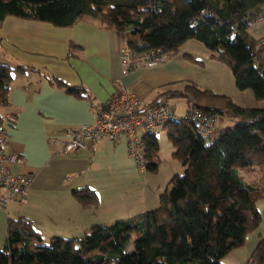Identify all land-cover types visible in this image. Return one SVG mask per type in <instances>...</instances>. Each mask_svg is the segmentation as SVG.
Returning a JSON list of instances; mask_svg holds the SVG:
<instances>
[{"label":"trees","instance_id":"obj_1","mask_svg":"<svg viewBox=\"0 0 264 264\" xmlns=\"http://www.w3.org/2000/svg\"><path fill=\"white\" fill-rule=\"evenodd\" d=\"M260 14L264 0H0V24L16 17L68 28L91 19L113 28L137 53L174 56L188 41L199 42L229 68L238 90L251 91L264 104V65L249 34ZM12 72L0 65L2 105L8 101ZM184 97L233 124L212 139L203 138L186 114L164 127L185 175L171 179L158 208L95 225L81 238L58 237L46 244L30 221L8 219L0 264H224L231 252L244 247L261 224L257 202L264 191L245 183L239 169H258L264 177V107H241L195 85L167 93L154 105ZM146 145V171L156 173L158 164L151 161L159 143L150 136ZM74 197L97 209L94 192L75 191ZM248 264H264V239Z\"/></svg>","mask_w":264,"mask_h":264},{"label":"crops","instance_id":"obj_2","mask_svg":"<svg viewBox=\"0 0 264 264\" xmlns=\"http://www.w3.org/2000/svg\"><path fill=\"white\" fill-rule=\"evenodd\" d=\"M249 34L257 45L258 62L264 65V19L250 26ZM190 42L168 63L123 77L120 52L125 41L113 28L91 19L68 28L16 17H7L0 24V65L13 69L8 101L0 104L8 139L6 151L22 158V164L12 168L15 174L34 178L24 197L12 202L8 210L0 209V245L8 219L30 221L46 244L58 237L81 238L95 225H109L108 218L114 214L124 212L129 218L158 205L162 194L154 179L158 175L137 167L126 138H102L70 154L51 142L62 139L70 128L94 125L93 108H103L120 88L138 97L143 107L191 85L228 96L241 107H264L251 91L237 89L225 65L214 60L201 43ZM207 69L216 70L224 82L217 75L208 81L200 78ZM179 99L187 102L185 113L187 104L196 101L193 97ZM223 121L224 126L233 122ZM156 131L148 135L140 131L139 136L155 137ZM246 175L242 176L244 182L255 186ZM85 189L96 194V210L84 207L74 197L75 191ZM249 236L244 251L229 254L231 263L248 264L264 239Z\"/></svg>","mask_w":264,"mask_h":264},{"label":"built area","instance_id":"obj_3","mask_svg":"<svg viewBox=\"0 0 264 264\" xmlns=\"http://www.w3.org/2000/svg\"><path fill=\"white\" fill-rule=\"evenodd\" d=\"M264 14H260L253 24L261 22ZM123 77L137 71L156 68L166 64L171 55L161 51L137 53L128 44L121 48ZM121 82H119V86ZM94 125H82L77 129L70 128L62 139L54 140L62 152L70 154L87 149L89 143L102 138L118 140L126 138L130 157L137 167L145 172L149 164L146 137L139 136L140 131L150 134L169 123L178 120L175 108L169 100L159 104L143 107L142 102L132 93L120 88L103 108H93ZM186 117L198 127L200 135L212 139L216 132L224 126L223 118L200 109L197 102L191 100L186 107ZM6 128L0 118V209L8 210L9 205L24 197L33 183L32 175L15 174L14 166L22 164V158L16 152L8 153Z\"/></svg>","mask_w":264,"mask_h":264},{"label":"rangeland","instance_id":"obj_4","mask_svg":"<svg viewBox=\"0 0 264 264\" xmlns=\"http://www.w3.org/2000/svg\"><path fill=\"white\" fill-rule=\"evenodd\" d=\"M188 42L191 43L190 41H188ZM193 43H198V42H193ZM188 45H190V44H186L187 47H188ZM182 49H184V48H181V50ZM170 59H171V57H170ZM170 59H169V61H170ZM198 67H200V65H198ZM225 69H227L228 73H230L229 74L230 76H233L231 71L229 70V68L227 66H225ZM200 73H202V72L200 71ZM213 75L219 76L220 81L224 82V77L222 75L218 74V72L214 69L213 70L207 69V71L205 72L204 75L200 74V78H203L204 80L208 81L209 79H213ZM196 76H197V78L199 77V72H197ZM171 101H172L173 105L176 106V112L178 113L177 114L178 117H180V118L185 117V104L187 102L185 100L179 99V98H173ZM232 124L230 123V125H232ZM155 137L159 143V152L157 153V156L154 157V161L156 160V163L158 164V173L157 174L152 173L150 175L151 176L158 175V177L154 178V179L157 182V185L161 187V192L163 193L167 189V186H168L169 182L171 181V179L175 175L184 176L185 170L180 165V163L173 157L174 147L168 138L167 130L164 128L157 130L155 133ZM210 142L211 141L209 140L208 143H210ZM251 172L252 173L247 172L246 170L239 169V173L241 176H245L246 174H248V175H246L247 180L250 181L256 187H258V191H264L263 172L261 170H258V169L253 170ZM158 207H159V202H158V205L156 207H153V208L156 209ZM257 207H258L259 212L261 213L262 221H261V224L259 226V229L251 234L252 237L264 236V200L263 199L258 200ZM130 217H132V215ZM127 218L128 217H126L125 213L123 212L120 214L112 215L111 217L108 218V220H109L108 222L110 225V224H113L117 220H123V219H127ZM250 237L251 236H249V238L247 240V244H248L249 240L251 239ZM6 239H7V230L4 232V239L2 240L3 243H1L0 249H2L4 247V245L6 243ZM242 249H245V247L241 248L239 250H236V251H244ZM232 257L233 256H229L227 258V260H225L224 263L225 264H233L230 262V259Z\"/></svg>","mask_w":264,"mask_h":264}]
</instances>
